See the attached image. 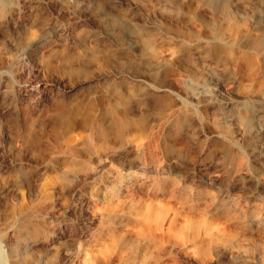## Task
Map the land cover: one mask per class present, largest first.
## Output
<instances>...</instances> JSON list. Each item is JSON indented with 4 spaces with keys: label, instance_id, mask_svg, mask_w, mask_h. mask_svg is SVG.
I'll return each mask as SVG.
<instances>
[{
    "label": "rangeland",
    "instance_id": "rangeland-1",
    "mask_svg": "<svg viewBox=\"0 0 264 264\" xmlns=\"http://www.w3.org/2000/svg\"><path fill=\"white\" fill-rule=\"evenodd\" d=\"M263 19L0 0V264H264Z\"/></svg>",
    "mask_w": 264,
    "mask_h": 264
},
{
    "label": "bare ground",
    "instance_id": "bare-ground-1",
    "mask_svg": "<svg viewBox=\"0 0 264 264\" xmlns=\"http://www.w3.org/2000/svg\"><path fill=\"white\" fill-rule=\"evenodd\" d=\"M14 1H16V0H14ZM20 1V0H19ZM24 1V0H23ZM217 0H203V3H204V5H206V4H209V5H211V4H214L215 2H216ZM15 3V2H14ZM218 5V4H217ZM263 21H264V19H263ZM125 25V24H124ZM105 26H107V24H105ZM104 26V27H105ZM108 27V26H107ZM261 30V29H260ZM130 31V30H129ZM124 32V31H123ZM127 33H129V32H127ZM48 34V33H47ZM48 36V35H47ZM127 37H129V35L127 36ZM264 38V37H263ZM131 41H132V39H130ZM130 40H129V42H130ZM257 42V41H256ZM130 44V43H129ZM254 44V43H253ZM29 45V44H28ZM31 46V45H30ZM131 46V45H130ZM132 47V46H131ZM33 48V47H32ZM263 48V47H262ZM252 49V48H251ZM255 49H257V50H260L261 49V43L260 42H257L256 43V45L254 46V49H252V50H255ZM257 50H255V52H258ZM262 51H263V49H262ZM260 52V51H259ZM263 53V52H262ZM259 54V53H258ZM261 55V54H260ZM247 76V75H246ZM245 76V77H246ZM250 76V75H249ZM248 79H250V78H248ZM19 235V234H18ZM140 245V244H139ZM17 248V247H16ZM13 249V248H12ZM16 250V249H15ZM141 250V249H140ZM18 251V250H17ZM16 251V252H17ZM10 252H12V250H10ZM13 253H15L14 251H13ZM15 257V256H14Z\"/></svg>",
    "mask_w": 264,
    "mask_h": 264
}]
</instances>
